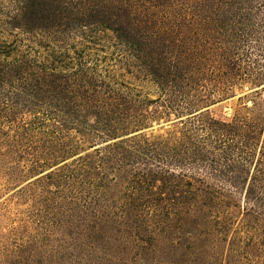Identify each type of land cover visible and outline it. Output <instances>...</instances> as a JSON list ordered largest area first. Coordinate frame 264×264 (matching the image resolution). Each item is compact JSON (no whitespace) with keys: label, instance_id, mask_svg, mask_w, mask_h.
Masks as SVG:
<instances>
[{"label":"rangeland","instance_id":"rangeland-1","mask_svg":"<svg viewBox=\"0 0 264 264\" xmlns=\"http://www.w3.org/2000/svg\"><path fill=\"white\" fill-rule=\"evenodd\" d=\"M87 1L105 23L54 40L38 29L52 0H0V39L12 56L50 55L68 68L0 70V264H264L263 181L247 167L239 188L206 178L223 195L183 200L187 183L202 184L180 179L161 156L177 121L158 85L169 61L213 65L207 83L230 90L207 109L264 116V85L254 84L264 80V54L245 49L239 69L222 59L237 35L264 34V0ZM152 65L159 79L142 71ZM102 81L127 98L107 102Z\"/></svg>","mask_w":264,"mask_h":264},{"label":"trees","instance_id":"trees-1","mask_svg":"<svg viewBox=\"0 0 264 264\" xmlns=\"http://www.w3.org/2000/svg\"><path fill=\"white\" fill-rule=\"evenodd\" d=\"M52 4L55 10H44L41 16L42 23L38 26L42 38L55 40L66 33L65 28L69 30L74 26L84 28L91 24L103 25L105 23L100 15L93 19L94 15L91 13L96 9L87 0H52ZM116 23L121 27L116 31H122L120 34L122 40L134 43L135 52L144 53L141 39L132 35L131 31L124 30L122 24ZM263 35L247 32L240 36L237 35L231 42L232 50L226 53V57L222 59L233 62L239 69L242 66L240 58H242L245 49L251 51L250 55L256 51L263 57ZM12 47V44L0 39V70L5 73L34 76L36 73L48 72L49 74V72L61 70L68 72L67 66H57L55 62H51L50 55L41 57L27 52L12 56L13 53H16ZM133 56L135 59L139 58L138 55ZM247 59L250 61L249 56ZM143 69L142 71L151 77L157 79L161 77V70L156 65ZM166 70L168 77L160 80L158 85L167 98L165 100L166 113L174 114V121L177 122L174 124L175 130L170 134L167 145L164 146L165 148H161V156L168 165L177 167L180 179L189 178L202 184L199 187H194L192 182L187 183L188 187L182 188L187 190L184 192L183 200L188 199L187 195H193L195 192L206 193V196L212 198L223 195V188L210 186L207 184L206 178L220 183L226 182L236 189L239 188L238 186L242 183V175L246 174L247 167L253 166V182L260 179L264 183V116L258 113L251 117L242 111H237L230 119L218 118L213 115L207 109L213 102V96L220 92L226 96L225 93L230 90V87H227V91L216 90L207 83L206 76L215 73L213 65L182 68L169 61L168 65L166 64ZM66 77H69L67 73ZM79 78L76 75L71 79L78 82ZM91 80L95 79L90 78V83ZM97 83L101 85L97 87L107 91L105 92L106 97H104L107 102H116L117 99L124 101V98H127L122 89L116 86L117 82L102 81ZM153 83H156L155 80ZM257 83L259 85L256 88L264 85L262 77L256 79L254 84ZM255 92L258 93V90ZM96 94L97 96H93L95 99L99 95L98 92ZM114 105L120 107L118 103ZM165 172L168 175L174 174L169 171ZM250 192L251 188L248 189L249 194Z\"/></svg>","mask_w":264,"mask_h":264}]
</instances>
